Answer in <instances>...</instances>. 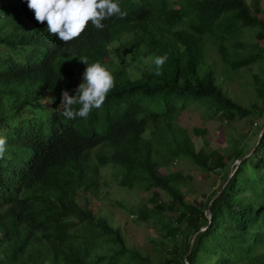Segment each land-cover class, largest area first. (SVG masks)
I'll return each mask as SVG.
<instances>
[{
  "label": "trees",
  "instance_id": "trees-1",
  "mask_svg": "<svg viewBox=\"0 0 264 264\" xmlns=\"http://www.w3.org/2000/svg\"><path fill=\"white\" fill-rule=\"evenodd\" d=\"M254 2L118 0L125 18L62 43L23 0H0V264H264V131L248 154L241 141L207 151L177 121L191 104L226 123L264 117V8ZM210 52L223 73L255 68L248 105L225 92ZM164 54L154 75L149 57ZM81 57L101 62L115 87L87 119H67L61 92L75 94ZM179 159L214 172L205 200L186 199L181 171L160 173ZM107 166L121 186L151 189L152 206L131 214L160 223L157 262L95 210Z\"/></svg>",
  "mask_w": 264,
  "mask_h": 264
},
{
  "label": "rangeland",
  "instance_id": "rangeland-1",
  "mask_svg": "<svg viewBox=\"0 0 264 264\" xmlns=\"http://www.w3.org/2000/svg\"><path fill=\"white\" fill-rule=\"evenodd\" d=\"M246 1L251 9L256 5L253 0ZM258 5L264 8V0H260ZM258 16H261V13ZM260 42L263 44L264 39ZM208 61L216 70L225 92L242 104L248 105L253 97L250 80L255 68H243L237 72L223 73V64L218 62L215 52L208 54ZM263 120L264 117L261 116L259 119L251 117L226 123L217 116H210L209 111L196 104L189 105L177 117L178 123L191 133L196 149L203 148L209 151L230 146L234 141H241L247 154L253 149V144L258 139L260 130L257 127ZM193 128L203 131L201 134H195ZM175 162V164L161 168L160 173L165 174L171 170L181 171L187 178L182 187L186 191V199L190 202L205 200L204 193L209 194L216 187L214 172H205L188 159H179ZM235 165L236 160L230 164V167L233 168ZM102 175L100 195L97 200H94L95 210L98 214L107 217L113 225L119 226L127 239V243L132 248L148 255L152 261L157 262L160 258L151 239L160 236V223L153 217L144 221L137 219L136 214H131L133 211L136 213L142 202L147 203L148 207L152 206L149 201L151 189L142 191L136 187L121 186L119 184L120 174L117 173L116 167H103ZM159 193L164 202H167V196L163 192ZM163 215L171 216V212L164 211Z\"/></svg>",
  "mask_w": 264,
  "mask_h": 264
},
{
  "label": "clouds",
  "instance_id": "clouds-1",
  "mask_svg": "<svg viewBox=\"0 0 264 264\" xmlns=\"http://www.w3.org/2000/svg\"><path fill=\"white\" fill-rule=\"evenodd\" d=\"M33 13L34 19L47 26L50 35L62 43H70L78 39L91 24L102 30L103 21L112 17L123 19L127 16L122 11L118 0H23ZM85 64L82 81L70 95L62 90L60 103L61 114L67 119L80 117L87 119L93 109L103 106L108 94L115 87L112 73L99 61L89 62L87 57L79 58ZM167 54L149 57L155 66L154 75H162ZM7 140L0 136V159L6 152Z\"/></svg>",
  "mask_w": 264,
  "mask_h": 264
},
{
  "label": "water",
  "instance_id": "water-1",
  "mask_svg": "<svg viewBox=\"0 0 264 264\" xmlns=\"http://www.w3.org/2000/svg\"><path fill=\"white\" fill-rule=\"evenodd\" d=\"M263 131H264V126L262 127V129H261L260 132H259V136H258V139H257V143L259 142V139H260V137H261ZM244 157H245V156L240 157V158H238V159L236 160V166H235L234 170L237 168V165L239 164V162H240ZM234 170L230 173V176L233 174ZM226 182H227V180L224 182V184L222 185V187L220 188V190L218 191V193H216V194H215V195L209 200V203H208V205H207V207H206V210H205V214H206L207 218L209 219V221H211L210 205H211L212 201H213V200H214V199H215V198H216V197L222 192L223 187L225 186ZM204 228H206V226L200 228V230H202V229H204ZM195 235H196V233L193 235V238H194ZM193 238H192L191 242L193 241ZM190 247H191V246H190ZM185 257H186V256H185Z\"/></svg>",
  "mask_w": 264,
  "mask_h": 264
}]
</instances>
